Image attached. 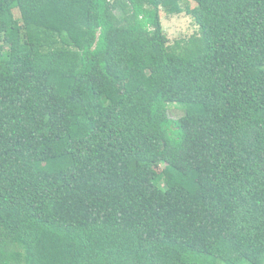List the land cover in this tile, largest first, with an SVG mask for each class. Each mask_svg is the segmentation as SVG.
I'll list each match as a JSON object with an SVG mask.
<instances>
[{"label":"trees","instance_id":"trees-1","mask_svg":"<svg viewBox=\"0 0 264 264\" xmlns=\"http://www.w3.org/2000/svg\"><path fill=\"white\" fill-rule=\"evenodd\" d=\"M0 264H264V0H0Z\"/></svg>","mask_w":264,"mask_h":264},{"label":"rangeland","instance_id":"rangeland-1","mask_svg":"<svg viewBox=\"0 0 264 264\" xmlns=\"http://www.w3.org/2000/svg\"><path fill=\"white\" fill-rule=\"evenodd\" d=\"M191 5L193 6V4ZM161 24L170 44H173L177 40H186L197 33V27L192 19L184 14L174 17L162 16ZM168 115L171 119L176 120L183 115V111L170 106L168 108ZM158 173H164L163 166L158 169Z\"/></svg>","mask_w":264,"mask_h":264}]
</instances>
